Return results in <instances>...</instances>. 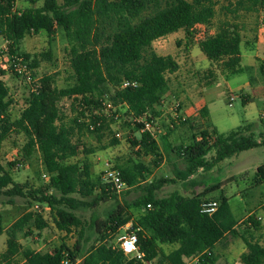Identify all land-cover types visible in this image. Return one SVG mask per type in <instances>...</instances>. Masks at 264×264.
<instances>
[{
	"label": "trees",
	"instance_id": "trees-1",
	"mask_svg": "<svg viewBox=\"0 0 264 264\" xmlns=\"http://www.w3.org/2000/svg\"><path fill=\"white\" fill-rule=\"evenodd\" d=\"M29 1L33 6L36 0ZM240 3L244 7V3L264 6V0ZM32 6L13 10L12 0H0V39L6 43L7 54L22 58L30 68L37 67L36 61L30 63L27 55L18 54V45L42 32L52 37L58 28L67 43L72 79L66 88L58 89L53 76L41 78L40 88L29 95L19 117L11 121L9 90L2 80L7 72L0 70V144L11 129L23 134V160L36 152L47 177L42 188L20 185L0 163V197H21L28 205L46 206L55 228L65 235L76 233L77 238L71 247L62 242L50 255L25 250L22 262L16 263L13 258L20 248L18 240L47 225L37 212H24L4 231L0 215V235L7 236L1 259L8 264H150L158 258L160 264H185L186 259L198 257V264H216L215 246L227 235H239L228 200L206 199L220 186L189 197L172 192L160 198L157 192L175 179L184 182L200 169L208 171L225 159L264 144L258 143L252 132L245 134L240 127L227 134L202 130L192 134L186 145H173L169 137L175 126L170 124L159 137L161 149L166 158L180 162L183 168L175 171L174 179L148 182L145 174L149 171L141 164L117 167L127 187L141 192L130 205H120L110 184L92 178L87 163L69 162L78 155L79 146L73 142L76 133L83 129L98 133L108 128L106 116L96 112L104 102L112 110L124 111L136 130H141L144 122H154L159 114L156 108L161 107L168 92L165 74L174 73L177 64L171 56L157 55L152 44L179 30L188 40L196 27L208 28L215 15L214 0H44L42 6ZM240 42V34L224 24L213 35L204 31L198 48L209 62H220L222 70L235 74L240 64ZM40 58L50 61V50ZM259 74L264 78V62L259 65ZM123 81H135L138 86L120 90ZM65 97L77 101L76 116L67 117L57 108V102ZM201 113L206 114V110ZM156 135L142 131L138 140L131 142L155 156V167L165 161ZM112 144L116 145V140ZM211 151L213 156L205 159ZM16 164H9L8 169ZM252 181L254 185L264 184V164L255 170ZM90 197V201L84 200ZM108 201H115V208L104 220L92 216L88 228L76 215L78 210ZM210 202L218 205L212 215L201 211V206ZM260 212L264 216V204ZM255 216L242 221L243 227L258 230ZM127 225L128 232L136 234L141 259L127 258L106 243ZM87 229L97 234L88 247ZM243 241L246 251L240 255L241 263L264 264V245L244 237Z\"/></svg>",
	"mask_w": 264,
	"mask_h": 264
},
{
	"label": "rangeland",
	"instance_id": "rangeland-1",
	"mask_svg": "<svg viewBox=\"0 0 264 264\" xmlns=\"http://www.w3.org/2000/svg\"><path fill=\"white\" fill-rule=\"evenodd\" d=\"M58 1L60 2V0ZM241 1L214 0L215 15L209 27H196L192 34L193 37L188 40L185 39L186 45H183L182 41H179L177 37L170 40L165 38L158 39L152 44V48L157 55L171 56L177 64L174 74H165L168 92L161 107L156 108L159 114L153 122L152 129L157 134L158 151L160 155L164 156L165 161H161L155 167L156 158L153 154L132 145L133 139L138 140L140 137L142 129L136 130V127L132 125V121L123 115L124 111L119 112L117 109H113L109 112L104 109V106H100L98 110L96 109V112L106 116L108 128L98 133H90L84 129L76 133L73 142L79 146L78 155L69 162L87 163L91 177L99 179L101 184H106L104 179L106 164L113 168L131 167L141 164L149 171L148 174H145L148 182L152 179L173 178L175 171L181 170L183 166L180 162L166 158L162 152L159 137L167 131L170 124L175 126L174 132L169 137V140L174 143L173 145L181 142L186 145L192 134H198L202 130L212 133L211 130L207 129V127H210L207 124V120H205L207 112L208 121L218 134H227L240 126V129L245 134L252 132L256 140L260 136H264V117H261V115L264 116V78L260 76L258 68L260 63L264 62V42L259 43L260 40L264 41V6L251 7L246 2L244 7L240 3ZM43 2L44 0H36L32 6L29 0H21L18 6L20 9L30 6L40 7ZM224 24L237 31L242 40V44H239L241 62L235 74L222 70L220 62H210L209 67H205L197 59H194L195 63L190 58L191 50L193 49L191 47L198 42L201 34L207 30L209 34L213 35ZM177 32L179 33L178 36H185L183 30ZM258 43L260 44L259 48L253 47L254 44ZM3 46L6 47V43L0 39V48ZM177 47H181V49L178 50ZM17 48L18 54L27 55L30 63H33V61L38 63L37 67H31V74L38 83L45 76H53L58 89L66 88L71 83L72 70L69 66L66 52L67 43L60 29L55 28L52 37H48L44 32L28 36ZM48 50L51 53V60L43 61L40 58V54ZM195 65L197 66L195 67ZM2 80L9 90L8 100H10L11 105L8 114L10 120L14 121L19 117L26 105L31 94L30 87L24 78L12 73H6ZM240 95L242 98H240ZM230 97H233L232 101L229 100ZM202 102L206 107L200 108L198 106ZM176 103L178 108L175 112L172 106ZM76 104V100L65 97L57 102V108L67 117L76 116L78 114ZM188 109H193L195 115H199V119L196 120L194 118L195 115H184V112ZM203 109L206 110V114L201 113ZM173 112H175V117L171 115ZM116 133L120 134L119 138L115 137ZM114 140L117 142L116 145L112 144ZM25 142L26 139L23 134L11 129L0 144V163L10 172L17 184L28 185L31 188H42L47 184V178L43 175L44 172L39 155L35 152L29 159L23 160ZM262 150H264V147L241 152L236 157L225 159L219 163L212 172L203 170L202 174L204 175L195 178V180H200L209 176L211 179L207 184L211 183V185L221 182V189L210 192L206 199L219 202L221 195L226 197L235 220H239L249 213L253 214L248 216L257 213L258 203L264 200V185H254L252 183L253 169H248L242 174L235 175L234 172H230L228 164L236 159L237 166L238 164H243V166L245 165L244 167L250 168L252 165L262 163L261 155H259ZM211 156H213V151L207 153L205 159ZM11 163L17 164L12 169H8ZM231 175L235 176V178L226 181L227 177ZM211 185L201 188L199 192H204ZM193 187L194 184H191L190 180L184 182L175 180V183L167 184L158 191L157 196L161 198L168 196L172 192H177L189 197L193 194L191 192L195 191ZM140 193V190L136 187L127 188L124 192L117 194V202L120 205H130ZM91 199L92 197L84 200L90 201ZM34 205L36 204L30 203L28 205V201L21 197H0V214L4 222V229ZM115 206V201H108L99 204L96 208L88 207L78 210L76 215L80 217L87 227L92 216H97L99 220H104ZM44 217L49 224L48 228L43 230L44 235L40 234L41 236L37 237L34 232L32 236L23 239L17 255L13 258L14 262H21L22 253L25 249H29L30 244L33 245L34 242L41 245V247H38L41 252L47 249L51 250L62 242L69 247L74 244L77 238L76 233L71 236L73 237L72 239L68 236L57 237V233L55 234V229L52 226L51 214L45 212ZM129 228L130 225L121 228L118 233L107 240V245L117 249V237L124 232H128ZM238 229L239 235L237 237L227 235L214 248L213 255L216 258V264H242L240 255L246 251L243 237L251 242L264 245V229H261L259 234L247 230L242 224ZM52 236H56V240L54 243H49L47 240ZM85 237L89 239L86 245L88 247L94 243L97 234L93 230L87 229ZM3 238L4 236L0 238V264H8V262L1 259V254L6 250V242L3 241ZM42 238L45 239L42 240ZM150 264L160 263L157 258ZM185 264L194 263L189 258L185 260Z\"/></svg>",
	"mask_w": 264,
	"mask_h": 264
},
{
	"label": "built area",
	"instance_id": "built-area-1",
	"mask_svg": "<svg viewBox=\"0 0 264 264\" xmlns=\"http://www.w3.org/2000/svg\"><path fill=\"white\" fill-rule=\"evenodd\" d=\"M20 1L21 0H12L13 10H16L18 8L17 6ZM0 70L24 78L27 84H29L31 93H36L37 90L40 88V84L37 81H35V79L31 74L32 69L29 67V65L22 58L18 56L8 55L7 48L5 46L0 48ZM137 86L138 84L135 81H123L118 88L120 90L128 89V88L135 89ZM229 100L232 101L233 97H230ZM102 105L104 106L105 110H112V107L109 103L104 102ZM229 106H231V104H229ZM172 107L173 110L176 112V109L178 108V104L177 103L173 104ZM175 112L171 114L172 117H175L174 116ZM152 129H153V123L144 122L142 131L155 134V132ZM115 137L119 138L120 134L116 133ZM104 179L106 183L111 185V188L116 194H120L128 188L126 183L121 179L120 172L116 168H113L107 164H106V168L104 169ZM217 207L218 205L216 202L205 203L201 206V211L205 214L212 215L216 212ZM40 208L41 207L39 205H34V211L40 212ZM255 219L259 223V229L252 230L251 232H254L255 234H259L261 233V229H264V216L256 215ZM249 226L251 225L249 224ZM116 241H117L116 248L120 250L125 257L141 259L142 254L139 253L138 251L137 237L135 233L124 232L123 234H120L117 237ZM191 259L194 264H198V257H194V258L192 257ZM63 263L67 264V261H64Z\"/></svg>",
	"mask_w": 264,
	"mask_h": 264
},
{
	"label": "crops",
	"instance_id": "crops-1",
	"mask_svg": "<svg viewBox=\"0 0 264 264\" xmlns=\"http://www.w3.org/2000/svg\"><path fill=\"white\" fill-rule=\"evenodd\" d=\"M18 7V9H19V6H17ZM178 32H175V33H173V34H170V35H168V36H165V37H163V38H165V39H167V40H170V39H172V38H175V37H177L178 39H179V41H182V44L184 45H186L187 43H186V38H185V36L184 37H181V36H178ZM241 37V36H240ZM160 39H162V38H160ZM159 39V40H160ZM184 39V40H183ZM262 42H264V41H259V43H262ZM254 44L253 45V47H256V48H259V46H260V44ZM240 44H242V40H241V42H240ZM189 47H190V45H189ZM189 47H187V48H189ZM178 48V50H180L181 49V47H177ZM191 48H193L192 50H191V55H190V58L191 59H193V61L195 62V60L194 59H197V61H200L205 67H209V65H210V62L205 58V56L200 52V50H199V48H198V42H196ZM240 57V56H239ZM240 62H241V59H240ZM196 63V62H195ZM198 63V62H197ZM197 65H195V67H196ZM259 68V67H258ZM175 73V72H174ZM174 73H172V74H174ZM240 98H242L241 97V95H240ZM198 106H200V108H203V107H206L205 106V104H203V102L201 103V104H198ZM194 109H196V108H194ZM208 111V110H207ZM184 115H195V111L193 110V109H188L187 111H185L184 112ZM261 117H264V116H262L261 115ZM194 118L196 119V120H198L199 119V115L197 116V115H195L194 116ZM205 120H207V124H209V126L210 127H207L208 128V130H211V131H216L215 129H214V127L210 124V122L208 121V112H207V115H206V118H205ZM240 126H238V127H236V128H234V130H236L237 128H239ZM234 130H232V131H234ZM231 132V131H230ZM170 141V143H172V144H174L171 140H169ZM258 143H261V142H264V136H260L259 138H257V140H256ZM179 144H184L185 145V143H177L176 145H179ZM259 147H264V144H262V145H260ZM255 149V148H254ZM249 151V150H248ZM259 155H261V162L262 163H259V164H257V165H252L250 168H248V167H244L243 166V164H238V166L236 165V159H234L231 163H233V165H231V163H229L228 165H229V168H230V172L232 171V172H234V174L235 175H239V174H242L243 172H245V171H247L248 169L250 170V169H253V174H254V172H255V170L260 166V165H262V164H264V157H262V156H264V150H262V151H260L259 152ZM237 155H234L233 157H236ZM233 157H231V158H233ZM210 158V157H209ZM230 159V158H229ZM221 163V162H220ZM219 164V163H218ZM218 164L217 165H215V167H213L212 169H210V170H208L207 172H212V170L215 168L216 169V167L218 166ZM217 171V170H216ZM203 173V170L202 169H200V170H198L197 172H196V174H197V176H195V175H192V176H190L187 180H190L191 181V184H194V187H193V190H195V191H193V192H191V193H193V194H200V192H199V190L201 189V188H204V187H207V186H209V185H211V183L210 184H207V182L211 179V178H209V176H207V177H205L204 179H200V180H195V178L196 177H202V175H204V174H202ZM252 174V175H253ZM204 177V176H203ZM235 178V176H233V175H231V176H229V177H227V179H226V181H230V180H232V179H234ZM170 179H172V178H170ZM173 179H174V177H173ZM176 180V179H175ZM176 181H178V180H176ZM262 185H264V184H262ZM216 186H220V188L218 189V190H220L221 189V182L220 183H218V184H212L211 185V187L210 188H214V187H216ZM210 188H207V190L208 189H210ZM180 195H182L181 193H179ZM183 196V195H182ZM222 197H224L223 195H221ZM185 197V196H184ZM186 197H188V196H186ZM225 199H227L226 197H224ZM228 200V199H227ZM262 204H264V200H262L261 202H259L258 203V205H257V213H256V215H261V212H260V207L262 206ZM42 208H40V212H37L39 215H40V217H41V219L46 223V225H47V227L44 229V230H46L47 228H48V222H47V220H46V218L44 217V213L45 212H48V213H50V210L46 207V206H41ZM41 209H43V211H41ZM27 212H33L34 213V206H32L31 208H29V210H27ZM51 214V213H50ZM249 214H253V213H249ZM249 214H247V215H245L243 218H241V219H239V220H236L237 221V226L235 227V230L236 231H238L239 229H238V227L241 225V222L242 221H244L246 218H247V216L249 215ZM1 215V214H0ZM52 216V215H51ZM14 222V221H13ZM12 222V223H13ZM11 223V224H12ZM10 224V225H11ZM9 225V226H10ZM8 226V227H9ZM52 226L54 227V229H55V234L57 233V237L58 236H61V237H66V236H68V237H70L71 239L73 238V237H71L72 236V234H69V235H65V233L64 232H60V231H58L56 228H55V226H54V222H53V218H52ZM2 227H3V230L5 231L6 229H4V222H3V219H2ZM34 232H35V235L37 236V237H40L41 235H44V233H43V230L42 231H40V232H37V231H33V233H32V235L34 234ZM41 234V235H40ZM31 235V236H32ZM2 236H4V238H3V241H7V236H6V234L5 233H3L2 235H0V238L2 237ZM30 237V236H29ZM45 237V236H44ZM227 237V236H226ZM225 237V238H226ZM224 238V239H225ZM23 239H27V238H21V239H19L18 240V244H19V246L21 245V243H22V240ZM43 239H45V238H42V240ZM223 239V240H224ZM55 240H56V236H52L50 239H48L47 241L49 242V243H54L55 242ZM222 242V241H221ZM220 242V243H221ZM220 243H218V244H220ZM217 244V245H218ZM31 246H29V249H25V250H30V251H34V252H41V250H39V248L38 247H41V245L40 244H37V242H34V244L32 245V244H30ZM216 245V246H217ZM43 246V245H42ZM59 246V245H58ZM57 246V247H58ZM215 246V247H216ZM57 247H53L51 250L50 249H47V250H45V251H43V252H41V253H45V254H52V252H53V250L55 249V248H57ZM20 249V248H19ZM24 250V251H25ZM37 250V251H36ZM245 252V251H244ZM243 252V253H244ZM22 262V261H21Z\"/></svg>",
	"mask_w": 264,
	"mask_h": 264
}]
</instances>
